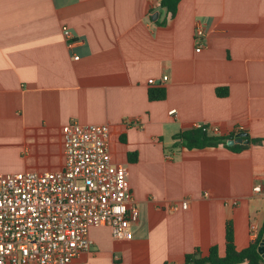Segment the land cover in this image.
<instances>
[{
	"label": "crops",
	"instance_id": "obj_1",
	"mask_svg": "<svg viewBox=\"0 0 264 264\" xmlns=\"http://www.w3.org/2000/svg\"><path fill=\"white\" fill-rule=\"evenodd\" d=\"M167 18L158 0H0V174L61 169L72 121L109 125L111 162L129 170L133 238L92 228L69 264H185L212 246L223 257L227 222L238 250L262 231L264 142L248 141L264 139V0H181ZM157 87L167 96L150 101ZM197 122L249 146H181Z\"/></svg>",
	"mask_w": 264,
	"mask_h": 264
},
{
	"label": "built area",
	"instance_id": "obj_2",
	"mask_svg": "<svg viewBox=\"0 0 264 264\" xmlns=\"http://www.w3.org/2000/svg\"><path fill=\"white\" fill-rule=\"evenodd\" d=\"M195 26V50L201 52L206 32L202 23ZM63 36L73 39L67 27ZM192 127L221 136L213 123ZM62 136L61 169L0 174V264H69L91 251L90 229L95 227H108L117 241L133 238L131 225L140 213L127 166L111 162L109 125L72 121L63 126ZM253 189L262 191L257 185ZM187 207L184 201L182 208Z\"/></svg>",
	"mask_w": 264,
	"mask_h": 264
},
{
	"label": "trees",
	"instance_id": "obj_3",
	"mask_svg": "<svg viewBox=\"0 0 264 264\" xmlns=\"http://www.w3.org/2000/svg\"><path fill=\"white\" fill-rule=\"evenodd\" d=\"M181 0H158L160 6L166 9L168 18H173L178 9L179 2ZM168 18L163 21L165 23ZM166 89L164 88H151L149 90L148 98L150 101L164 100L167 96ZM236 136L235 133L231 135L216 136L203 132L200 129L193 127L175 135V139L180 141V145L192 150V149H204L208 147L225 146L226 148L241 152L249 145L234 144L229 145L228 142ZM250 143L256 144L264 142V139L253 138L249 139ZM136 154L130 155V160L135 159ZM226 248L225 255L219 256V249L217 246H212L208 255L203 256L199 250H196L185 257V264H264V258L259 252V246L262 242L264 235V225L262 231L259 233L258 238L250 242L248 247L243 250H238L234 241V230L230 222L226 224Z\"/></svg>",
	"mask_w": 264,
	"mask_h": 264
},
{
	"label": "water",
	"instance_id": "obj_4",
	"mask_svg": "<svg viewBox=\"0 0 264 264\" xmlns=\"http://www.w3.org/2000/svg\"><path fill=\"white\" fill-rule=\"evenodd\" d=\"M248 137V133L246 132H241L237 135L236 139L233 138L231 139L228 144L229 145H234L236 143H248L245 138ZM259 252L260 254L262 255V257L264 258V235H263V239H262V242L260 243V246H259Z\"/></svg>",
	"mask_w": 264,
	"mask_h": 264
}]
</instances>
